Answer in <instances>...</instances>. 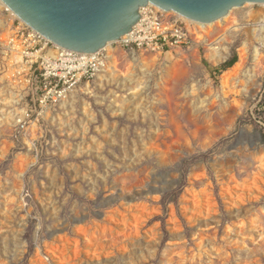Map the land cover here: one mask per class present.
<instances>
[{
  "label": "rangeland",
  "instance_id": "obj_1",
  "mask_svg": "<svg viewBox=\"0 0 264 264\" xmlns=\"http://www.w3.org/2000/svg\"><path fill=\"white\" fill-rule=\"evenodd\" d=\"M261 11L246 3L190 28L193 44L172 60L143 51L149 66L117 48L116 69L45 108L38 72L0 43V264H35L37 254L47 264H264V46L256 64L250 40L233 80L241 91L254 70L260 88L232 123L224 111L241 97L222 96L221 83ZM8 12L4 37L24 23ZM234 20L241 28L213 64L210 46Z\"/></svg>",
  "mask_w": 264,
  "mask_h": 264
},
{
  "label": "water",
  "instance_id": "obj_2",
  "mask_svg": "<svg viewBox=\"0 0 264 264\" xmlns=\"http://www.w3.org/2000/svg\"><path fill=\"white\" fill-rule=\"evenodd\" d=\"M2 1L51 42L82 53H94L129 33L140 18L141 7L149 4L203 24L222 19L246 3L264 4V0Z\"/></svg>",
  "mask_w": 264,
  "mask_h": 264
},
{
  "label": "built area",
  "instance_id": "obj_3",
  "mask_svg": "<svg viewBox=\"0 0 264 264\" xmlns=\"http://www.w3.org/2000/svg\"><path fill=\"white\" fill-rule=\"evenodd\" d=\"M195 35L182 16L149 4L141 7L140 18L129 33L94 53L63 48L25 23L17 28L8 45L10 50L20 45L22 59L30 70L38 72L41 93L37 104L45 108L67 99L80 83L94 79L106 68L110 54L117 48L129 53H165L176 47H190Z\"/></svg>",
  "mask_w": 264,
  "mask_h": 264
},
{
  "label": "bare ground",
  "instance_id": "obj_4",
  "mask_svg": "<svg viewBox=\"0 0 264 264\" xmlns=\"http://www.w3.org/2000/svg\"><path fill=\"white\" fill-rule=\"evenodd\" d=\"M3 7H5V10L6 9H8V11H10L11 12V14L12 15H15L14 14V12L12 11V10H10L8 7H7V5L2 1V0H0V8H3ZM230 13H231V11H230ZM229 13V14H230ZM229 14L227 15V16H225L224 18H222V19H226L228 16H229ZM252 17L254 18V19H256L257 20V23H261V26L260 27H254L251 31H250V39L249 40H247V41H245L244 43H243V45H242V47L240 48V52H239V61L236 63V65L235 66H233L230 70H228V71H225L223 74H222V76H221V83H222V89H223V91H222V96H224V97H227L229 94H231V93H233V94H239L240 95V97L241 98H239V99H235V103L234 104H236V106L234 107V106H231V107H227L226 109H225V117H226V121H228L229 123H232L233 122V120H234V118H235V116L240 112V110H241V108L244 106V105H246V103H247V100L249 99V97L252 95V94H254V93H256L257 91H258V89L260 88V83H259V81L257 80V78H256V75H255V72H254V70L250 73V72H248V74H247V76H248V79L246 80V81H243L242 82V90L240 91V90H238L237 89V84H236V82H233V80H235V79H237V77L240 75V73H241V71H242V69H243V67H244V65H245V62H246V58H247V54H248V47H249V42H250V40H252V39H255L258 43H259V45H257V46H255V51H254V61H255V63L256 64H258V63H260L261 61H262V59H263V54H262V51H261V48L264 46V12L263 11H261V12H259L258 14H252ZM184 20H185V18H183ZM188 20V22H189V24H190V26L191 25H193V27L191 26V27H189V25H188V27L189 28H191V29H197V31L199 30L197 27L198 26H200V27H202V28H205V26H207V25H212L213 23H209V24H203V23H199V22H196V21H193V20H190V19H187ZM219 20H221V19H219ZM5 27V24H4V21H3V19L2 18H0V28H4ZM241 27H240V24L238 23V21L237 20H234L233 21V23L229 26V27H227L226 28V30H225V32L221 35V37H220V39H218L215 43H212L211 44V46H210V54H209V56L208 57H210V60H211V62L213 63V64H218V63H220L224 58H225V53L227 52V48H222V47H220V45H221V42L222 41H224L225 39H226V36H227V33H229V32H231V31H238L239 29H240ZM15 33H16V29L15 30H13L12 31V33H10V35H8L7 37H4L5 35H3V34H0L1 36H0V43L4 46V48L6 49V50H9L8 51V53H10V55L9 56H12V58L10 59V60H14V59H18L19 58V62L17 63V64H21V65H23L24 66V69H25V71H27V69H26V63H24L23 62V60H22V47L19 45V46H16L15 48H16V50H15V48L14 49H11L10 50V47H9V45H8V40L13 36V35H15ZM139 52H141V54H142V59H143V64H144V66L146 65V66H149L150 65V63L149 62H151L150 60H148L145 56H144V53H142L143 51H139ZM171 52H172V50H169V51H167V52H165L166 54H167V56H168V58L169 59H173V56H172V54H171ZM6 53V52H5ZM131 54H132V56H133V58H134V60H136L137 59V57H135V55H136V52H131ZM154 54H162V52H155ZM157 58H158V55L157 56H154L153 58H152V60H157ZM12 61H10V62H12ZM110 62V63H109ZM109 62H108V64H107V66H108V72H110L112 69H116V65H117V61H116V58H115V56H114V54H113V52L110 54V59H109ZM107 66H106V68H107ZM105 68V69H106ZM105 69H102L98 74H97V76L101 79V77H102V75H104V74H102V72L105 70ZM11 73H15V70L14 71H12ZM22 73V72H21ZM102 74V75H101ZM9 75V74H8ZM86 85H89V83H86ZM75 92V90L74 91H72L71 93H70V95L69 96H71L72 98H73V93ZM67 99H65V100H63L65 103L67 102L66 101ZM62 101V102H63ZM47 116V115H46ZM224 117V118H225ZM261 171H259L260 172V174H259V176H261L260 178L257 176V179L258 180H263V178H264V163H261ZM222 175V177H224V178H226L227 180H232V179H234L233 178V175H231L230 174V172H227V173H222L221 174ZM260 181V182H261ZM264 181V180H263ZM262 183V182H261ZM233 189V188H232ZM259 191V192H258ZM258 191H256L257 192V194L259 193V194H261V192H262V190L260 189V187H259V189H258ZM191 193V192H190ZM232 192L228 189V188H226L225 190H224V195H225V197L228 199V204L231 206V208H233L234 207V203H235V201L233 200V198H232V194H231ZM189 194V193H188ZM259 196V195H258ZM189 197H190V199H188V197L186 198L187 200H189V202H191V204H192V207H195L197 204H196V195H195V193H191V194H189ZM241 198V197H240ZM255 198H257V197H255ZM254 198V199H255ZM184 199H185V197H184ZM204 199H206L207 201L210 199L209 198V194H205L204 195ZM253 200V199H252ZM237 201V200H236ZM238 202V201H237ZM210 204V203H209ZM208 204V206H211V205H209ZM238 204V203H237ZM191 207V206H190ZM191 207V208H192ZM230 208V209H231ZM205 209V208H204ZM207 210H208V208H207ZM203 211V210H202ZM204 211H206V210H204ZM209 211H211V210H209ZM209 211H206L207 213H209ZM237 212H240V208L239 209H237L236 210ZM195 212V211H194ZM212 213V212H211ZM197 214V213H196ZM205 214V213H204ZM210 214V213H209ZM201 215V214H200ZM197 217V216H196ZM195 220V219H194ZM206 221V220H205ZM177 226V225H176ZM178 228V227H177ZM174 230V229H173ZM93 242H97L98 243V241L96 240V239H93L92 240ZM96 243V244H97ZM60 256V255H59ZM61 257V256H60ZM59 258V257H58ZM34 263L35 264H47V262H46V260L43 258V257H41V255L40 254H37V256H36V258H35V260H34ZM61 264H62V262H60Z\"/></svg>",
  "mask_w": 264,
  "mask_h": 264
},
{
  "label": "trees",
  "instance_id": "obj_5",
  "mask_svg": "<svg viewBox=\"0 0 264 264\" xmlns=\"http://www.w3.org/2000/svg\"><path fill=\"white\" fill-rule=\"evenodd\" d=\"M237 56H233L230 60H228L226 63H225V67H232L236 62H237ZM163 203L165 202H167L166 201V197H165V195H164V197H163Z\"/></svg>",
  "mask_w": 264,
  "mask_h": 264
}]
</instances>
